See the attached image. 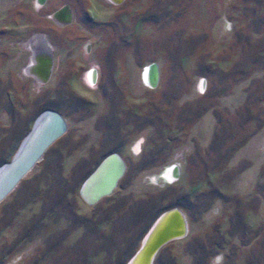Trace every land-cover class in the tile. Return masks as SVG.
<instances>
[{
	"label": "rangeland",
	"instance_id": "obj_1",
	"mask_svg": "<svg viewBox=\"0 0 264 264\" xmlns=\"http://www.w3.org/2000/svg\"><path fill=\"white\" fill-rule=\"evenodd\" d=\"M39 44L54 60L44 80L31 72ZM153 63L155 87L144 74ZM235 81L246 98L233 118L221 93ZM261 102L264 0H0V166L44 110L68 122L0 202V264H127L175 207L189 234L165 244L154 264H264V199L255 196L264 157L248 192L231 186L251 163L237 150L264 125ZM207 111L216 117L209 142ZM114 151L127 171L110 196L89 204L82 187ZM177 163L179 177L167 181Z\"/></svg>",
	"mask_w": 264,
	"mask_h": 264
},
{
	"label": "water",
	"instance_id": "obj_2",
	"mask_svg": "<svg viewBox=\"0 0 264 264\" xmlns=\"http://www.w3.org/2000/svg\"><path fill=\"white\" fill-rule=\"evenodd\" d=\"M45 57L48 59L49 72H51L53 57L50 54ZM67 131L68 122L60 111L49 108L41 113L13 159L0 166V202L14 191L37 163L43 159L48 149ZM126 171L127 163L124 157L117 151L110 152L85 181L81 190L83 198L89 204H96L103 197L110 196L118 187ZM167 212H169L168 216L151 239L159 219ZM175 220L178 224H174ZM188 223L186 213L179 207L161 213L145 235L139 250L127 264H132L136 255L143 250V245L149 237L151 240L145 245L142 264H154L155 256L161 247L172 240L187 235ZM168 232H172V234H168Z\"/></svg>",
	"mask_w": 264,
	"mask_h": 264
},
{
	"label": "crops",
	"instance_id": "obj_3",
	"mask_svg": "<svg viewBox=\"0 0 264 264\" xmlns=\"http://www.w3.org/2000/svg\"><path fill=\"white\" fill-rule=\"evenodd\" d=\"M38 64H39L38 66L34 65L35 67L34 73H36V75L40 77L42 75V70H44L45 67L47 69V64H42V62ZM37 67H39L41 70L38 69ZM222 71L225 73L227 70L224 68H221V75H222ZM203 86L205 88V83H202L201 88H203ZM241 87H243L244 89ZM245 88L246 86L242 85V81H235L233 84L228 85L227 92L221 93V109L227 111V114H228L227 117H230V115H232V117L235 118L234 117L235 114H237L236 116H239V112L243 108V105H245L244 104L245 98H246ZM261 104L264 106V103L261 102ZM222 113L223 112H221V115ZM246 113H247V116H250L251 118L249 124L250 125L254 124V119L252 117L253 115L252 107L249 106V109L246 111ZM214 119L216 120V117L213 114V112L207 111V113L203 115V118L201 120V121H204L205 123V126H204L205 128L202 130H204V132L209 131L208 132L209 137L206 139L208 142L211 141V139H213V134L210 133V130L213 125ZM231 121L234 122L233 120ZM222 133L224 135L223 136L224 140H227V141L229 139L231 140L230 132L221 131V134ZM198 137H199V140L200 139L204 140V136H202V133ZM243 151L244 153L247 151L250 153V156L248 155L247 156L250 159L251 163L247 168L242 169L238 173V175L233 179L234 182H232V185H231L232 188L234 187V188L239 189L240 193L242 190H245V192H248V189L251 187L254 181L260 176L261 169L258 164H259L260 159L264 157V125H262L260 130L255 131L252 135H250V137H248L246 143L241 145L238 148L237 154H239L240 152L243 153ZM239 155L231 159L232 166L233 165L236 166L238 164V161H240L241 158H239ZM257 159L259 161H257Z\"/></svg>",
	"mask_w": 264,
	"mask_h": 264
},
{
	"label": "bare ground",
	"instance_id": "obj_4",
	"mask_svg": "<svg viewBox=\"0 0 264 264\" xmlns=\"http://www.w3.org/2000/svg\"><path fill=\"white\" fill-rule=\"evenodd\" d=\"M121 1V0H119ZM65 11H62L60 12L59 14H57V16H61L63 19L65 18ZM41 49V48H40ZM35 66L39 65L38 63H41L42 64H47V69L46 67L44 68V70H42V75L39 77L40 80H44L48 77V73H49V64L47 62V59L46 58H43L42 56H40V52H37L35 53ZM44 62V63H43ZM40 67V66H39ZM39 67H37L38 69H40ZM35 67L33 68V71H34ZM41 70V69H40ZM47 70V71H46ZM92 73V72H91ZM90 73V74H91ZM145 81L146 83H148L151 87H155L156 84H157V81H158V78H159V67L156 63H153L149 66H147V68L145 69ZM95 79L93 80V83L96 82L97 80V73H95ZM92 80V79H91ZM205 80V79H204ZM204 88V86H203ZM126 162V160H125ZM127 163V162H126ZM128 166V165H127ZM179 174H180V167L179 165H175V166H172V167H168L167 170L164 172V174L162 175V177H164L167 181H172L175 176L179 177ZM101 200V199H100ZM99 200V201H100ZM169 212L167 213H164L161 218L159 219L157 225L155 226L154 230H153V233H152V237L151 239L153 238L154 234L157 232V230L161 227V225L163 224L164 220L166 219V217L168 216ZM174 224H178L177 220H175ZM168 234H172V232H168ZM189 234V223H188V232H187V235ZM186 235V236H187ZM150 238V237H149ZM147 238L146 241H145V244L143 245V250H141V252H139L135 259L132 261V264H142V256H143V251L145 250V245L147 244V242L151 239ZM180 239V238H179ZM150 242V241H149ZM148 242V243H149ZM162 248V247H161ZM160 248V249H161Z\"/></svg>",
	"mask_w": 264,
	"mask_h": 264
},
{
	"label": "flooded vegetation",
	"instance_id": "obj_5",
	"mask_svg": "<svg viewBox=\"0 0 264 264\" xmlns=\"http://www.w3.org/2000/svg\"><path fill=\"white\" fill-rule=\"evenodd\" d=\"M45 0H39V2L41 3V2H44ZM45 45V44H44ZM44 45H41V44H39V45H37L36 47H37V49H36V52L35 53H37V52H40V56H42L43 58H46L47 59V57H45V56H47L46 55V50H45V48H44ZM46 47H47V45H46ZM41 48V49H40ZM48 60V59H47ZM53 62H54V60H53ZM31 72H33L34 73V71H32V69H31ZM92 72V73H91ZM91 73V74H90ZM95 73H97V79H98V75H99V72H98V70H97V68H93L89 73H88V75H87V78H88V80L90 81V82H92L93 83V80L95 79ZM92 79V80H91Z\"/></svg>",
	"mask_w": 264,
	"mask_h": 264
},
{
	"label": "trees",
	"instance_id": "obj_6",
	"mask_svg": "<svg viewBox=\"0 0 264 264\" xmlns=\"http://www.w3.org/2000/svg\"><path fill=\"white\" fill-rule=\"evenodd\" d=\"M242 144H244V143H242ZM241 144V145H242ZM241 145H239L238 147H240ZM237 147V148H238ZM165 167V166H164ZM256 197H257V199H264V186L263 187H260L258 190H257V192H256V195H255ZM162 210H164V208L163 209H161L160 211H158L157 212V214H156V216L157 215H159L160 214V212L162 211ZM259 236V233L256 231V233L254 234V236H253V240H257V237ZM246 244H249V243H246ZM251 264H253V263H251ZM254 264H256V262H254Z\"/></svg>",
	"mask_w": 264,
	"mask_h": 264
},
{
	"label": "built area",
	"instance_id": "obj_7",
	"mask_svg": "<svg viewBox=\"0 0 264 264\" xmlns=\"http://www.w3.org/2000/svg\"><path fill=\"white\" fill-rule=\"evenodd\" d=\"M178 165H179V167H180V163H177ZM166 167V166H165Z\"/></svg>",
	"mask_w": 264,
	"mask_h": 264
}]
</instances>
